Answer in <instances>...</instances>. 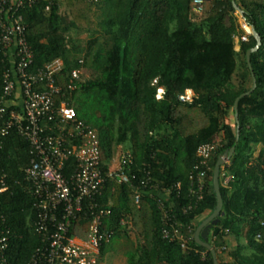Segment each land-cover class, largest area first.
<instances>
[{
    "label": "trees",
    "instance_id": "1",
    "mask_svg": "<svg viewBox=\"0 0 264 264\" xmlns=\"http://www.w3.org/2000/svg\"><path fill=\"white\" fill-rule=\"evenodd\" d=\"M193 1L61 0L49 11L47 2L22 10L35 55L30 71L61 60L56 82L63 94L56 103L67 101L77 118L97 131L104 170L130 151L133 162L126 171L138 176L132 184L109 179L102 195L85 203L72 221L69 237L86 240L93 219L106 210L110 213L102 217V231L114 237L125 229L127 236L134 237L135 246L126 253L128 264H214L211 252L196 243L195 232L217 206L216 162L235 148L221 168L223 214L220 223L211 227L209 244L219 264H264V0H207L211 8L200 16L192 13ZM235 5L262 40L251 55L257 87L239 101L238 123L234 104L253 87L246 54L257 41L253 35L241 40L245 32L234 15ZM82 35L89 37L85 44ZM10 67L0 48V101ZM76 69L92 71V79L72 80ZM159 88L164 89L161 100ZM187 89L195 93L192 103L180 101ZM8 99L14 101V94ZM12 111L20 113V108H8L0 119V131ZM76 143L70 140L66 146ZM205 144L216 149L207 164L204 199L184 212L191 201L188 174L197 164V149ZM32 158L30 142L18 128L0 136V171L8 186L0 194V227L8 237L6 264H29L44 247L35 230L38 213L26 179ZM75 167L69 157L65 177ZM146 178L166 186L181 183V195L174 192L165 203L183 228L186 249L178 240L163 239L158 195L141 188L136 202L135 187ZM109 245L101 247L99 264Z\"/></svg>",
    "mask_w": 264,
    "mask_h": 264
},
{
    "label": "built area",
    "instance_id": "2",
    "mask_svg": "<svg viewBox=\"0 0 264 264\" xmlns=\"http://www.w3.org/2000/svg\"><path fill=\"white\" fill-rule=\"evenodd\" d=\"M55 1L61 0H0V48L11 65L4 75V100L0 101V119L4 118L9 107L20 108V113H10L0 136H5L10 128H18L20 135L30 142L33 154L26 170V179L31 186L35 198L34 208L38 213L35 230L44 242V247L37 250L29 264H99L97 256L101 247L110 243L113 237V233L101 230L102 217L110 212L99 211L90 225L86 240L69 237L71 223L83 211L85 203H92L102 195L109 179L132 184L138 180V176L126 171L133 162L130 151H125L119 162L104 170L97 131L79 120L75 109L67 101L56 103V97L63 94L61 86L56 82V76L63 66L62 61L56 60L43 68L30 71L35 55L27 40L21 12L42 2H47L46 11H49ZM88 1L99 3L102 0ZM206 1H193V15L204 13ZM242 27L245 35L241 40L247 41L252 31L244 18ZM235 39L239 42V37ZM81 74V69L73 70L72 80L80 79ZM69 88L74 89L75 86L69 85ZM13 94L15 100H9ZM163 96L164 89L159 88L157 99L161 100ZM195 98V93L187 89L180 96V101L192 103ZM70 140H77L78 143L67 147ZM215 149L212 144L197 149V164L188 174V196L191 201L183 208L184 212L204 199L207 164ZM69 157L75 160L76 167L67 178L63 171ZM138 182V187H135L136 202L140 199L141 188L158 195V207L163 214V239L178 240L181 247L186 249L183 228L173 215V209L165 203L174 192L181 195V183L166 186L152 182L151 178ZM7 190L6 175L0 171V194ZM97 206L96 203L92 208ZM6 235L0 227V264L7 263Z\"/></svg>",
    "mask_w": 264,
    "mask_h": 264
},
{
    "label": "water",
    "instance_id": "3",
    "mask_svg": "<svg viewBox=\"0 0 264 264\" xmlns=\"http://www.w3.org/2000/svg\"><path fill=\"white\" fill-rule=\"evenodd\" d=\"M235 8H236L237 12H239L242 15V17L244 18L243 11L241 9H239L236 5H235ZM250 27H251L252 35L254 36V38L257 41V45L254 48L250 49L246 54L247 63H248V66H249V68L252 72V76H253V87L249 92L241 95L235 101L234 113H235V120L237 123H238V117H239V113H238L239 101L242 98L249 96L257 87L256 78H255V75L253 73V68L251 65V55L260 49V47L262 45V40H261L260 35L256 31L255 27L254 26H250ZM238 129H239V127H238ZM234 151H235V148H232L230 152H226L223 156H220L216 162V165H215L214 171H213V187H214V191L216 193L217 206H216V209L214 210V212L209 217H207L206 219H204L201 222V224L198 226V228L195 232L196 243L198 245L206 248L208 251L211 252L213 259H214V264H219V263H218V259H217L216 250L214 249V247L212 245L209 244V235L211 233V227L220 223V216L223 214L222 213L223 198H222L221 190H220V172H221V168L226 163H228L229 159L234 154Z\"/></svg>",
    "mask_w": 264,
    "mask_h": 264
},
{
    "label": "rangeland",
    "instance_id": "4",
    "mask_svg": "<svg viewBox=\"0 0 264 264\" xmlns=\"http://www.w3.org/2000/svg\"><path fill=\"white\" fill-rule=\"evenodd\" d=\"M63 1V0H62ZM206 7L209 10L211 8V5L206 1ZM63 13H66L65 8L63 7ZM235 17L237 18V23L241 29H244L242 27L243 18L242 15L239 12H235ZM71 35L75 36V32H71ZM89 39L88 35H82L80 36V40L83 44L87 42ZM236 40V51H239L238 41ZM61 61V60H60ZM93 72L90 70H82L81 74V80L87 81L92 79ZM230 122L234 124V117H231ZM121 154V149L119 148L117 150V153L115 155V160H118V156ZM121 236V237H120ZM234 244V243H233ZM134 237L133 236H127L125 234V229L119 230L114 237L110 241L109 245V252L104 258L103 261L100 262V264H128L127 263V257L126 253L134 248ZM229 250V249H228Z\"/></svg>",
    "mask_w": 264,
    "mask_h": 264
},
{
    "label": "crops",
    "instance_id": "5",
    "mask_svg": "<svg viewBox=\"0 0 264 264\" xmlns=\"http://www.w3.org/2000/svg\"><path fill=\"white\" fill-rule=\"evenodd\" d=\"M236 45H237V43H236ZM238 46H239V44H238ZM239 48H240V46H239ZM204 217H205V216H203L202 218H204ZM202 218H201V219H202ZM205 218H206V217H205Z\"/></svg>",
    "mask_w": 264,
    "mask_h": 264
}]
</instances>
